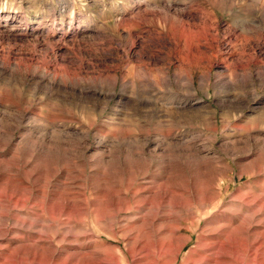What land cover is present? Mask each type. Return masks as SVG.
Returning a JSON list of instances; mask_svg holds the SVG:
<instances>
[{
	"label": "rangeland",
	"instance_id": "obj_1",
	"mask_svg": "<svg viewBox=\"0 0 264 264\" xmlns=\"http://www.w3.org/2000/svg\"><path fill=\"white\" fill-rule=\"evenodd\" d=\"M173 262L264 264V0H0V264Z\"/></svg>",
	"mask_w": 264,
	"mask_h": 264
},
{
	"label": "bare ground",
	"instance_id": "obj_2",
	"mask_svg": "<svg viewBox=\"0 0 264 264\" xmlns=\"http://www.w3.org/2000/svg\"><path fill=\"white\" fill-rule=\"evenodd\" d=\"M186 241H188V240H186ZM185 245H182V247H180V248H178V250H177V252H176V259H177V256H178V254L181 252V250H182V248L184 247ZM176 260H174V262H175ZM173 262V263H174ZM172 264V263H171ZM175 264V263H174Z\"/></svg>",
	"mask_w": 264,
	"mask_h": 264
}]
</instances>
